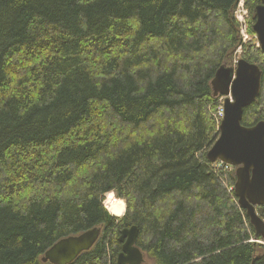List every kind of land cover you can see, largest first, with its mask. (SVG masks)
<instances>
[{
    "label": "trees",
    "instance_id": "trees-1",
    "mask_svg": "<svg viewBox=\"0 0 264 264\" xmlns=\"http://www.w3.org/2000/svg\"><path fill=\"white\" fill-rule=\"evenodd\" d=\"M239 1L0 0V264H54L51 246L94 227L68 264H118L133 225L149 264H264L236 167L207 156L211 82L239 47L263 70L242 123L264 120V52L243 42ZM261 2L245 0L252 34Z\"/></svg>",
    "mask_w": 264,
    "mask_h": 264
},
{
    "label": "water",
    "instance_id": "water-1",
    "mask_svg": "<svg viewBox=\"0 0 264 264\" xmlns=\"http://www.w3.org/2000/svg\"><path fill=\"white\" fill-rule=\"evenodd\" d=\"M253 30L264 52V0L256 7ZM263 70L256 63L240 58L237 66L222 65L211 84L214 96H225L220 135L209 149L211 162L218 160L236 167L235 192L239 205L247 211L255 236L264 238V218L258 207L264 206V120L247 126L242 123L244 109L260 94ZM102 229L91 228L58 240L42 256L43 262L68 264L99 239ZM139 227L123 228L119 239L122 251L118 264H145L146 253L136 245Z\"/></svg>",
    "mask_w": 264,
    "mask_h": 264
},
{
    "label": "bare ground",
    "instance_id": "bare-ground-1",
    "mask_svg": "<svg viewBox=\"0 0 264 264\" xmlns=\"http://www.w3.org/2000/svg\"><path fill=\"white\" fill-rule=\"evenodd\" d=\"M105 205L115 216H123L126 211V204L123 200L117 198L114 192L107 194Z\"/></svg>",
    "mask_w": 264,
    "mask_h": 264
},
{
    "label": "rangeland",
    "instance_id": "rangeland-1",
    "mask_svg": "<svg viewBox=\"0 0 264 264\" xmlns=\"http://www.w3.org/2000/svg\"><path fill=\"white\" fill-rule=\"evenodd\" d=\"M238 7L239 6H237V9H236V12H235V14H236V17H237V11H238ZM246 8V7H245ZM244 8V9H245ZM247 9V8H246ZM245 9V10H246ZM245 19H246V27H247V29L245 28V30L243 31L244 33H245V36H244V38H245V41L247 42V41H250V40H252L253 38H256V34H252L251 32H250V16H249V11L248 10H246V14H245ZM241 52H242V49L240 50V52L239 53H237V54H235V59H237L239 56H240V54H241ZM235 65H236V62H235ZM219 100H220V105H219V107H218V109H217V112H215L214 113V115L217 117V119H219L220 118V113H221V111L223 110V107H224V100L225 99H223V98H219ZM216 165H218V166H223V165H221L220 163H216ZM126 204V203H125ZM146 264H149L148 262L146 263Z\"/></svg>",
    "mask_w": 264,
    "mask_h": 264
},
{
    "label": "built area",
    "instance_id": "built-area-1",
    "mask_svg": "<svg viewBox=\"0 0 264 264\" xmlns=\"http://www.w3.org/2000/svg\"><path fill=\"white\" fill-rule=\"evenodd\" d=\"M245 6H244V1H242L240 4H239V7H238V11H237V18L239 19L240 23H241V33L243 35V38L245 36V33L243 32L245 30V28L247 29L246 27V19H245V14H246V10L244 9ZM245 39V38H244ZM223 114V110L221 111L220 115Z\"/></svg>",
    "mask_w": 264,
    "mask_h": 264
}]
</instances>
